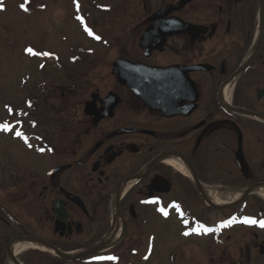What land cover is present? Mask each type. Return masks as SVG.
I'll return each mask as SVG.
<instances>
[{"label": "flooded vegetation", "instance_id": "1", "mask_svg": "<svg viewBox=\"0 0 264 264\" xmlns=\"http://www.w3.org/2000/svg\"><path fill=\"white\" fill-rule=\"evenodd\" d=\"M129 1L124 39L100 33L101 50L64 60L66 84L41 79L21 99L19 142L38 161L8 153L0 168V264H149L156 219L185 244L237 202L217 205L213 191L243 196L218 218L234 217L217 244L264 231L244 222L264 221L248 212L264 188V0ZM27 238L41 248L16 252Z\"/></svg>", "mask_w": 264, "mask_h": 264}, {"label": "rangeland", "instance_id": "2", "mask_svg": "<svg viewBox=\"0 0 264 264\" xmlns=\"http://www.w3.org/2000/svg\"><path fill=\"white\" fill-rule=\"evenodd\" d=\"M131 7L132 1L122 4L121 0H28L27 3L25 0H0V124H8L11 127V130L7 131L8 134L0 130V168L8 167V153L12 154L13 160H17L20 165L24 160L28 164H35L37 160L32 155L35 144L32 147L28 144L25 151L26 148L19 142V137L22 136L18 135L22 133V127L17 125L22 116L19 107L28 89L34 88L41 79L45 80L49 87L53 86L52 83L60 86L66 84L67 80H64L61 73L64 60H67L71 53H77L79 48L101 50L100 43L91 42L97 36L100 37L97 40H101L100 33L108 39L107 41L124 39L125 32L123 34L120 31L119 24L122 16H125L124 10ZM108 8L112 11L109 12ZM107 9L108 14L101 13ZM101 15H107L108 21L103 20ZM82 21L89 29L91 27V34L84 24L81 25ZM106 40H103L104 44H107ZM29 48L33 51L39 49V52L40 49L53 51L58 59L56 57L47 60L46 55L30 54L27 51ZM9 102L19 104L12 116L7 108ZM57 105L59 115L63 116L64 120L71 119L70 107L61 100ZM48 126L45 128L46 134L52 131ZM16 136L18 138H14ZM43 161L46 163V157ZM12 163L18 167L16 162ZM253 194L251 210L248 212L256 214L264 207V198ZM239 201L238 199L233 206L223 209L220 216L208 214L210 219L203 222V226H209L218 218L235 211ZM154 228V252L148 261L149 264H264V251L260 249L264 231L253 229L252 232H245L246 230L237 228L222 237L221 240L225 244H217L213 234L198 239L191 237L184 244L175 230L165 228L163 222L160 223L156 219Z\"/></svg>", "mask_w": 264, "mask_h": 264}, {"label": "bare ground", "instance_id": "3", "mask_svg": "<svg viewBox=\"0 0 264 264\" xmlns=\"http://www.w3.org/2000/svg\"><path fill=\"white\" fill-rule=\"evenodd\" d=\"M173 166L179 168L183 173L188 174L186 168L183 166V164L177 160H171L170 161ZM258 194H260L264 198V188H261L258 190ZM240 193H228V192H222V191H213L211 192V198L214 200V202L217 205H226L231 202H234L240 198ZM15 251L20 252L21 250H26L30 248H41L40 245L31 242V241H21L18 242L15 246Z\"/></svg>", "mask_w": 264, "mask_h": 264}, {"label": "snow or ice", "instance_id": "4", "mask_svg": "<svg viewBox=\"0 0 264 264\" xmlns=\"http://www.w3.org/2000/svg\"><path fill=\"white\" fill-rule=\"evenodd\" d=\"M22 7H25V6L22 5ZM25 10H27L26 7H25ZM86 30L89 31V33L91 34V30H90V29H86ZM95 38H96V39H99L100 37L97 36V37H95ZM27 51H28L30 54H36V53L33 52V50H32L31 48L27 49ZM43 54H44V55H49L48 53H43ZM0 130H2V131H10V130H11V127H10L8 124H0ZM18 135H21V136H22L23 133H18ZM25 139H26V138H25ZM160 211L163 212L165 216H167V212H165L163 208H161ZM244 222H245V223H249V224H257V223H258L260 227H264V221H256V220H254V219H250V218H249V219H246ZM201 230H203L204 232L212 231V229L207 228V227H205V226H203V225H200V226H198L196 229H194V231H197V232H199V231H201Z\"/></svg>", "mask_w": 264, "mask_h": 264}, {"label": "water", "instance_id": "5", "mask_svg": "<svg viewBox=\"0 0 264 264\" xmlns=\"http://www.w3.org/2000/svg\"><path fill=\"white\" fill-rule=\"evenodd\" d=\"M179 7H180V4H177V5L175 6V8H179ZM148 35H149V30L146 31V33H145L144 37L142 38V40L146 39V38L148 37ZM140 96L142 97V95H140ZM145 102H147V101L145 100ZM147 103H148V102H147ZM25 240H26V239H25ZM27 240H28V241H31V242H37V240H35V239L27 238Z\"/></svg>", "mask_w": 264, "mask_h": 264}]
</instances>
